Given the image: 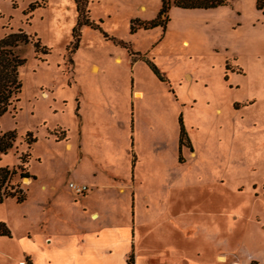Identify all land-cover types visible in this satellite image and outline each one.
I'll return each instance as SVG.
<instances>
[{
    "label": "rangeland",
    "instance_id": "obj_1",
    "mask_svg": "<svg viewBox=\"0 0 264 264\" xmlns=\"http://www.w3.org/2000/svg\"><path fill=\"white\" fill-rule=\"evenodd\" d=\"M86 2L101 31L82 26L71 53L73 0H0V40L22 30L48 52L35 53L32 43L15 49L26 62L18 70V102L0 118V131L16 135L0 168L17 167L29 154L31 177L17 179L27 192L24 203L0 204V222L13 237L0 239V264H16L9 256L19 252L17 238L53 218L57 202L45 205L54 185L74 201L90 194L88 184L69 177L76 160L83 157L86 172L130 175L121 149L131 151V138L139 204L171 206L174 221L151 220L157 240L162 224L170 230L174 261L264 264V6L258 10L256 0H227L210 10L171 6L165 30L131 34L130 22L137 28L154 19L161 0ZM131 79L144 94L134 93L137 100L122 91ZM179 119L189 139L180 154ZM31 137L36 141L28 145ZM115 181L132 193L134 180ZM69 183L89 191L76 195Z\"/></svg>",
    "mask_w": 264,
    "mask_h": 264
},
{
    "label": "crops",
    "instance_id": "obj_2",
    "mask_svg": "<svg viewBox=\"0 0 264 264\" xmlns=\"http://www.w3.org/2000/svg\"><path fill=\"white\" fill-rule=\"evenodd\" d=\"M93 66L100 70L98 65H92L91 69ZM133 83L131 79L128 86H122V91L131 93L137 100L134 93L136 97L141 98L143 92L135 89ZM178 140L179 134L177 151ZM130 144L131 151L121 149L126 164L131 166L130 175L127 172L116 173L112 169H102L99 172L88 169L86 172L82 164L83 157L76 160L69 177L88 184L92 191L82 201H74L61 187L54 185L52 200H48L45 205L48 208L52 201L57 202L53 218L45 216L48 221L44 220L39 231H26L19 236L17 238L19 252L13 257L9 256L10 261L16 264H127L128 255L132 252L134 264L183 263L181 259L177 261L172 259L176 249L172 246L170 230L163 228L162 224L161 238L157 240L153 234L158 226L151 217L153 215L166 217L168 223L174 221L171 216L169 217L171 206L163 203L156 208L155 205L147 203L139 204L142 196L135 178L137 163L135 154V164L130 163V153H134L132 138ZM66 148L68 152L72 151L73 144L70 143ZM192 155L196 156V153L193 152ZM174 165L178 170L182 166L176 158ZM86 175L88 180L85 179ZM115 179L123 182L134 180L132 193L130 194L128 187L124 191L116 188ZM148 219L151 221L146 222ZM175 221L179 229L181 217L179 219V216H176ZM12 238V234L10 238L0 237ZM166 238H169L166 243L169 246L165 244L163 248H156L157 243L166 242ZM184 263L188 264L186 261Z\"/></svg>",
    "mask_w": 264,
    "mask_h": 264
},
{
    "label": "trees",
    "instance_id": "obj_3",
    "mask_svg": "<svg viewBox=\"0 0 264 264\" xmlns=\"http://www.w3.org/2000/svg\"><path fill=\"white\" fill-rule=\"evenodd\" d=\"M77 11L76 25L72 29L73 41L70 44V52L73 53L78 49L80 28L82 26L90 27L94 30H100L99 24L94 23L89 19L86 10V0H73ZM227 5V0H161L160 10L157 16L145 22H140L137 28L133 27L131 21L130 33H135L136 29L151 30L161 28L165 30L169 21L168 13L171 6L183 10H210ZM264 6V0H256V7L261 10ZM32 9V8H31ZM107 38V35L104 34ZM33 44L35 53L43 50V54L47 55L46 47L41 46L40 40L34 39L33 36L18 30L15 33L8 34L0 40V118L13 108L14 103L18 102V95L21 92L22 84L18 78V70L22 67L26 60L21 58L15 51L21 45ZM130 54L131 51H128ZM152 71L159 76L155 66L148 63ZM180 131L178 140V151L185 146V142L189 144V139L183 128L181 119H179ZM28 136H31L29 134ZM16 135L14 131L2 133L0 131V157L4 156L14 146ZM36 141L35 138L28 140L27 144L31 145ZM29 154L21 155L19 158L20 164L17 167L0 168V204L6 200H14L16 204H22L27 200V192L21 187L18 180L23 178L29 179L31 176L28 174L27 167ZM0 237H11L9 228L0 222ZM127 264H134V255L131 252L127 258Z\"/></svg>",
    "mask_w": 264,
    "mask_h": 264
},
{
    "label": "built area",
    "instance_id": "obj_4",
    "mask_svg": "<svg viewBox=\"0 0 264 264\" xmlns=\"http://www.w3.org/2000/svg\"><path fill=\"white\" fill-rule=\"evenodd\" d=\"M68 188L71 192L79 196H83L89 191L86 185H81L76 183H69Z\"/></svg>",
    "mask_w": 264,
    "mask_h": 264
},
{
    "label": "water",
    "instance_id": "obj_5",
    "mask_svg": "<svg viewBox=\"0 0 264 264\" xmlns=\"http://www.w3.org/2000/svg\"><path fill=\"white\" fill-rule=\"evenodd\" d=\"M26 180L28 181V179H26V178H25V179H23V181H26Z\"/></svg>",
    "mask_w": 264,
    "mask_h": 264
},
{
    "label": "bare ground",
    "instance_id": "obj_6",
    "mask_svg": "<svg viewBox=\"0 0 264 264\" xmlns=\"http://www.w3.org/2000/svg\"><path fill=\"white\" fill-rule=\"evenodd\" d=\"M95 70H96V68H95ZM223 260V259H222Z\"/></svg>",
    "mask_w": 264,
    "mask_h": 264
}]
</instances>
